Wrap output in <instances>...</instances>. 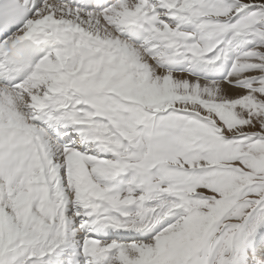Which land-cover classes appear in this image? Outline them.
<instances>
[{
	"label": "snow or ice",
	"instance_id": "snow-or-ice-1",
	"mask_svg": "<svg viewBox=\"0 0 264 264\" xmlns=\"http://www.w3.org/2000/svg\"><path fill=\"white\" fill-rule=\"evenodd\" d=\"M0 264H264V0H0Z\"/></svg>",
	"mask_w": 264,
	"mask_h": 264
}]
</instances>
